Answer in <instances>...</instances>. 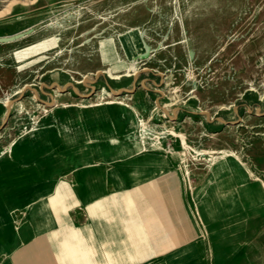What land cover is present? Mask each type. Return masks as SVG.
<instances>
[{
    "label": "rangeland",
    "instance_id": "374dc122",
    "mask_svg": "<svg viewBox=\"0 0 264 264\" xmlns=\"http://www.w3.org/2000/svg\"><path fill=\"white\" fill-rule=\"evenodd\" d=\"M21 32L0 44V264H40L90 208L115 264H264V0H0V39Z\"/></svg>",
    "mask_w": 264,
    "mask_h": 264
},
{
    "label": "crops",
    "instance_id": "0c3cea01",
    "mask_svg": "<svg viewBox=\"0 0 264 264\" xmlns=\"http://www.w3.org/2000/svg\"><path fill=\"white\" fill-rule=\"evenodd\" d=\"M94 210L95 208L87 209V213H83L84 219H76V214H70L64 219L65 222L55 229L52 228L53 231L44 237L42 246L35 248L38 252L35 254V262L41 258L40 264H115V253L109 250L111 244H114V238L103 236L96 241L100 221L91 220L89 215V211ZM106 223L107 221L103 220V225ZM105 229L107 233V224ZM80 233H83V236H80ZM100 248L103 249L102 262L99 259Z\"/></svg>",
    "mask_w": 264,
    "mask_h": 264
},
{
    "label": "bare ground",
    "instance_id": "6f19581e",
    "mask_svg": "<svg viewBox=\"0 0 264 264\" xmlns=\"http://www.w3.org/2000/svg\"><path fill=\"white\" fill-rule=\"evenodd\" d=\"M9 4V3H8ZM9 8V7H8ZM3 13V12H2ZM71 16V15H70ZM68 17H69V15H68ZM63 21V20H62ZM50 26V25H49ZM28 32H21V33H17V34H15V35H13V36H10V37H8V38H5V39H0V44H5V43H12V42H16V41H18V40H20V38L23 36V35H25V34H27ZM141 35V34H140ZM138 36V39H140V37L141 36ZM165 36V35H164ZM48 40H56L57 41V39L56 38H49V39H44V40H42V41H39V42H36V43H34V44H31V45H28V46H26V47H24V48H22V49H20V50H18V51H16V52H14L13 53V56H14V60L18 63L21 59H24L25 57H27V55H28V51L30 50V48H32L33 46H35L36 44H40V43H47V42H49ZM112 40V39H111ZM143 41V40H142ZM103 45V44H102ZM123 45H124V48H125V51H129L130 49H136L137 48V38H136V36H132L131 38H125L124 39V41H123ZM27 51V54L23 57H19V56H21V55H23L25 52ZM132 52V51H131ZM130 52V53H131ZM136 52V51H135ZM128 53V52H127ZM133 53H134V51H133ZM107 55H109V58H110V54L111 53H109V52H107L106 53ZM106 55V56H107ZM18 56V57H17ZM112 58V57H111ZM111 60V59H110ZM132 69L131 70H129L128 72H130V71H135L134 70V68L133 67H131ZM18 70V69H17ZM134 74V73H133ZM110 75L112 76L111 78L113 79V78H115L116 76H113L111 73H110ZM112 94H114V95H118L117 93H114V92H112ZM129 94V93H128ZM6 100H8V98H6V99H4V101L1 103V104H3V103H5V101ZM6 105V104H5ZM5 105H4V108L5 109H11V108H13L14 106H18L17 104H11V105H9V106H7L6 105V107H5ZM45 105V104H44ZM101 105H107V106H111V107H113V108H115V109H120V107L121 106H125L124 105V103L123 102H120V101H109V102H107V103H105V104H97V105H95V106H101ZM171 136H173V137H178V138H180L181 139V145H182V147L183 148H185L187 145H186V142H185V136H183V134H181V133H176V132H172L171 133ZM139 140H140V142H142V148L143 149H145L146 148V146H145V137L143 136V134H140L139 135V138H138ZM141 148V149H142ZM188 148V147H187ZM236 160H237V162H238V165L239 166H243V164H242V162H240L237 158H235Z\"/></svg>",
    "mask_w": 264,
    "mask_h": 264
}]
</instances>
